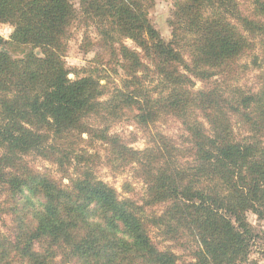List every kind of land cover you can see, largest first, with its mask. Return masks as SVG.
<instances>
[{"label":"trees","instance_id":"obj_1","mask_svg":"<svg viewBox=\"0 0 264 264\" xmlns=\"http://www.w3.org/2000/svg\"><path fill=\"white\" fill-rule=\"evenodd\" d=\"M243 1L245 13L238 0H176L165 42L148 18L154 0H80L79 10L71 0H0V25L14 29L0 37V192L14 203L0 264L248 263L258 235L246 213L264 219V0ZM80 15L125 76L106 100L101 69L69 78L64 55ZM253 50L256 91L234 82ZM197 81L208 85L195 90ZM125 112L143 127L173 117L186 135L156 134L134 150L108 127ZM86 142L105 147L113 171L133 166L140 202L97 177L101 157ZM30 155L67 184L31 169Z\"/></svg>","mask_w":264,"mask_h":264},{"label":"rangeland","instance_id":"obj_2","mask_svg":"<svg viewBox=\"0 0 264 264\" xmlns=\"http://www.w3.org/2000/svg\"><path fill=\"white\" fill-rule=\"evenodd\" d=\"M175 1L176 0H154L152 8H150L148 12L150 22L165 42L170 41V27L168 22L170 20V15ZM71 2L77 10L80 9V0H71ZM238 2L240 9L244 13L250 9L249 5L245 1L238 0ZM86 23L87 22H85L80 15L79 19H77L71 26L64 61L67 69L70 71L69 78L71 79L74 77L73 73L75 71H79L83 68L97 67L101 69L102 72L100 75L104 78L101 80L100 84H106L107 89V93L102 100H106L110 97L113 88L122 86L121 81L125 78V76L122 70L115 64V62H113L112 57L108 54V52L100 47L98 42L99 38L96 32L93 31L92 26H87ZM13 30V27L9 24H1L0 37L4 41H9ZM124 43L129 48L135 49L134 44L130 40H127ZM8 50L11 52L13 57H19L21 54L12 48H8ZM19 51L22 52L21 49ZM254 53L256 54L258 51L253 50V52L248 53L241 59L240 63H238L241 66H247V68L237 69L236 79L234 81L236 83V87L240 86L251 91H256L259 88V77L261 72L252 65ZM207 85L208 84H205V82L197 81L194 89L200 90ZM108 127H110V134L117 135L124 144L134 150H144L156 134H161L175 142H180L182 137L186 135L180 121L169 116H164L158 122L148 125L147 127H143L136 125L133 121L132 115L125 112L121 118L110 120ZM234 133L239 138L240 136L243 137L246 135V130L234 123ZM83 138L86 139V135H83ZM83 144L87 146V150L90 151V153L96 152L101 157L100 164L98 165L96 162L95 166L97 177L106 184L115 188L122 196L132 198L135 201L140 202L143 193V184L141 180L136 177L133 166H127L115 172L106 164V151L104 146L96 142L90 146L87 145V142ZM26 162L34 171L46 174L57 181L63 182V184H67L66 177H63L53 163L42 160L35 155L26 157ZM126 184H129L130 186H127ZM125 185L128 187L129 193H125V189L123 188ZM13 204L14 203L6 192H0V232L9 237H12L14 234L13 216L10 214L9 209V207ZM152 210L155 213H161L163 207L158 206ZM246 219L258 237L254 239L251 244L248 263L245 264H264V255L262 254L264 241L262 240L263 236L261 235V232L264 231V219H260L256 214L250 211L246 213ZM151 236L155 240L159 249H163L164 245H172L173 251L177 255L181 256L184 260L187 259V254L181 249L176 248L174 244L169 242L162 243V239H157L153 232H151Z\"/></svg>","mask_w":264,"mask_h":264}]
</instances>
